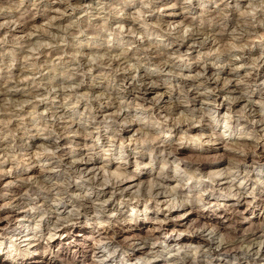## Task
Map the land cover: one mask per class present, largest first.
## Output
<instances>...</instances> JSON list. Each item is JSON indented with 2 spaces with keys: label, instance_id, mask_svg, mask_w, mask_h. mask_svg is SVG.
Returning a JSON list of instances; mask_svg holds the SVG:
<instances>
[{
  "label": "clouds",
  "instance_id": "9594fccd",
  "mask_svg": "<svg viewBox=\"0 0 264 264\" xmlns=\"http://www.w3.org/2000/svg\"><path fill=\"white\" fill-rule=\"evenodd\" d=\"M0 264H264V0H0Z\"/></svg>",
  "mask_w": 264,
  "mask_h": 264
}]
</instances>
